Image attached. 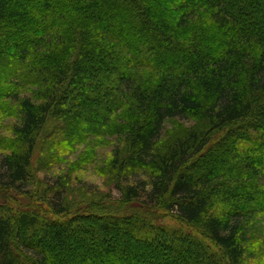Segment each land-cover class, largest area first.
<instances>
[{
    "label": "trees",
    "instance_id": "16d2710c",
    "mask_svg": "<svg viewBox=\"0 0 264 264\" xmlns=\"http://www.w3.org/2000/svg\"><path fill=\"white\" fill-rule=\"evenodd\" d=\"M0 152V264H264V0H0Z\"/></svg>",
    "mask_w": 264,
    "mask_h": 264
},
{
    "label": "rangeland",
    "instance_id": "374dc122",
    "mask_svg": "<svg viewBox=\"0 0 264 264\" xmlns=\"http://www.w3.org/2000/svg\"><path fill=\"white\" fill-rule=\"evenodd\" d=\"M35 88L29 91H34ZM28 90H24L20 99H28L31 94ZM14 106V105H13ZM17 123L15 117H11L5 120L1 133L7 137H11V127ZM173 124L167 123V131L173 130ZM179 126L189 127L192 123L183 121L178 123ZM117 141L110 139L107 143L94 145V140L91 145L78 147L74 154H64L65 162L60 167L53 168V171L41 172L40 177L44 182H50L55 184L61 177L70 179L69 189L71 201L81 203L82 197L89 196V200L101 199L106 195H111L119 198L120 194L116 189V186L110 182L109 176V163L113 157V152L117 147ZM62 153H58V156ZM56 157V155H54ZM53 158V157H52ZM2 159V152H0V161ZM67 160V161H66ZM67 176H70L67 177ZM108 180V181H107ZM84 201V198H83Z\"/></svg>",
    "mask_w": 264,
    "mask_h": 264
}]
</instances>
